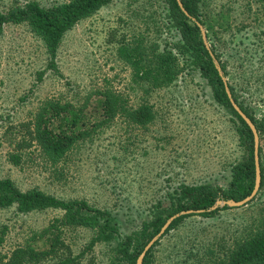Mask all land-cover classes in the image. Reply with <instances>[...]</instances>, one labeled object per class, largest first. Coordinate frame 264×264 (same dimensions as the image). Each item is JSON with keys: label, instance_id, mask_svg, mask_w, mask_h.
Listing matches in <instances>:
<instances>
[{"label": "rangeland", "instance_id": "374dc122", "mask_svg": "<svg viewBox=\"0 0 264 264\" xmlns=\"http://www.w3.org/2000/svg\"><path fill=\"white\" fill-rule=\"evenodd\" d=\"M31 1L51 7L69 0H0V10L8 14ZM198 8L199 21L188 22L199 27L225 89L254 116L264 169V0H199ZM123 44L128 57L120 55ZM211 80L195 63L193 44L169 0L104 5L64 34L56 68L49 66L45 43L28 21H7L0 35V177L23 191L85 200L109 212L117 220L114 239L96 240L90 249L94 231L79 226L63 237L75 254L86 251L85 262L111 263L127 236L132 249L146 241L145 222L157 215L167 222L178 214L168 216L181 184L230 188L232 167L247 151L238 118L215 99ZM105 90L131 109L149 105L152 119L142 124L120 114L80 138L59 160L50 159L35 128L42 107L53 100L82 106ZM13 154L19 157L16 164ZM63 213L0 208V226L8 227L0 252L9 254ZM263 227L264 184L243 206L212 217L188 216L165 231L152 245L150 263L224 264L228 247Z\"/></svg>", "mask_w": 264, "mask_h": 264}, {"label": "trees", "instance_id": "16d2710c", "mask_svg": "<svg viewBox=\"0 0 264 264\" xmlns=\"http://www.w3.org/2000/svg\"><path fill=\"white\" fill-rule=\"evenodd\" d=\"M113 0H69L66 3L43 7L37 1L29 2L25 8L10 11L8 14L0 10V35L7 21H28L33 30L43 39L48 56L49 66L56 68V57L64 34L80 20L96 13L104 5ZM171 10L179 26L184 31L194 48V61L203 73L211 76L215 99L228 105L239 121L238 130L241 142L246 148L247 156L232 167L230 188L224 189L210 184H181L175 191L171 203L172 211L168 216L185 212L175 217L166 232L178 225L184 218L192 215L212 217L218 211L229 208L228 205L213 208L219 200H242L250 195L255 186V141L254 134L245 119L234 109L225 89L224 82L216 68L212 54L203 46V39L197 24H190V18H198L199 0H169ZM121 57H128V49L124 44L119 47ZM162 57H164L161 54ZM131 60V59H130ZM136 64L140 61L135 62ZM138 67V73L140 71ZM161 70V68H159ZM149 70L142 75L146 76ZM168 79L172 77L166 74ZM248 117L256 123L253 115L240 106ZM125 114L137 123H146L153 117L149 105H140L136 109L127 107L126 100L113 91L105 90L94 93L85 105L78 106L70 101L53 100L46 103L36 119V132L43 145L46 155L59 160L69 149L83 137L95 134L99 128ZM260 150V149H259ZM12 161L16 164L19 157L13 154ZM262 184L264 169L261 165ZM16 205L19 212L27 213L47 208L63 210L61 217H56L40 232L32 234L24 243H20L9 254L0 252V264H94L85 262V252L74 253L71 244L63 237L70 227H86L94 231V242L110 241L117 236V220L107 211L91 206L85 200H63L38 189L23 191L10 178L0 177V208ZM167 218L157 215L142 225L141 237L146 241L139 248L132 249V238L127 236L119 242V248L108 264H137V259L144 247L161 230ZM152 229V230H150ZM8 227L0 226V247L6 240ZM165 232V233H166ZM154 246V245H153ZM147 251L143 264H151ZM224 264H264V227L250 232L246 238L232 247H228Z\"/></svg>", "mask_w": 264, "mask_h": 264}, {"label": "water", "instance_id": "95a60500", "mask_svg": "<svg viewBox=\"0 0 264 264\" xmlns=\"http://www.w3.org/2000/svg\"><path fill=\"white\" fill-rule=\"evenodd\" d=\"M180 6L183 8L182 2L181 0H178ZM219 72L221 71L220 66H217ZM223 80L225 81L224 77H222ZM226 84V82H225ZM226 91L227 94L230 98V101L234 107V109L245 119V121L247 122V124L249 125V127L251 128L253 134H254V141H255V166H256V180H255V186L253 191L251 192L250 195H248L247 197L243 198L242 200H219L217 201V203L215 204V206L213 208H216L218 206H224V205H229L231 207H240L243 206L245 204H247L249 201H251L256 194L258 193L260 186H261V182H262V175H261V166H260V155H259V146H260V140H259V133L257 130V127L255 125V123L248 117V115L241 109V107L235 102V100L231 97V93L226 85ZM185 212H189V211H182V213H178L174 216H172L165 224L164 226L161 228L160 232L158 233L157 236H155L154 238H152L150 240V242L146 245V247L144 248V250L142 251V253L140 254V256L137 259V264H143V259L147 253V251L151 248V246L154 244L155 240L158 238V236L162 235L166 229L168 228V226L170 225V223L172 222V220L179 216L180 214H184Z\"/></svg>", "mask_w": 264, "mask_h": 264}]
</instances>
